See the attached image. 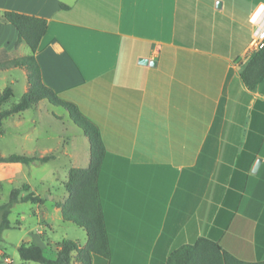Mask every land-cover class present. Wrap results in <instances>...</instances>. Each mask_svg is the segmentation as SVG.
I'll return each instance as SVG.
<instances>
[{"label": "crops", "instance_id": "1", "mask_svg": "<svg viewBox=\"0 0 264 264\" xmlns=\"http://www.w3.org/2000/svg\"><path fill=\"white\" fill-rule=\"evenodd\" d=\"M4 11L46 19L35 53L42 81L99 130L105 157L97 185L110 257L93 255L91 264H165L200 236L239 259L264 260V78L253 91L240 78L264 24V0H0V18ZM16 40L14 26L0 20V49L10 58L29 54ZM82 138L81 149L72 138L61 145L60 197L51 181H40L62 224L70 223L58 206L68 196V171L90 160ZM56 139L27 153L53 154L62 134ZM0 168L8 171L0 178L10 177L22 164ZM71 224L77 236L64 225L61 240L83 247L85 229ZM37 233L55 248L61 241ZM0 257L14 264L1 249Z\"/></svg>", "mask_w": 264, "mask_h": 264}, {"label": "trees", "instance_id": "2", "mask_svg": "<svg viewBox=\"0 0 264 264\" xmlns=\"http://www.w3.org/2000/svg\"><path fill=\"white\" fill-rule=\"evenodd\" d=\"M0 20L13 25L16 29V45L24 42L30 49L27 55L0 59V71L23 68L27 77L26 91L8 108L2 106L14 96V91L9 85L0 91V129L3 120L7 117L30 109L39 101L46 99L49 103L67 110L71 121L82 130L88 139L90 150V160L86 167L69 169L67 179L63 183L68 196L63 203L58 204L64 221H70L85 229L86 244L82 247L74 240L63 239L56 244L54 256L49 257L39 245L24 242L17 247L19 257L22 262L31 261L38 264H72L73 259L80 264H91L93 255L109 258L108 237L97 185L105 157L99 130L78 111L73 103L59 99L53 90L42 81L35 53L41 38L47 31L46 19L15 11H4ZM240 78L242 83L252 91L264 78V41L263 45L252 51L246 61L241 64ZM54 157L53 154L42 157L17 153L0 154V163L42 164ZM41 201L42 198L32 191L27 183L11 189L8 200L0 205V249L3 232L13 227L9 215L14 205L18 203L37 204ZM40 235L44 236V233ZM165 264H264V260L239 259L223 249L216 241L200 236L194 243L183 244L174 249L167 257Z\"/></svg>", "mask_w": 264, "mask_h": 264}, {"label": "rangeland", "instance_id": "3", "mask_svg": "<svg viewBox=\"0 0 264 264\" xmlns=\"http://www.w3.org/2000/svg\"><path fill=\"white\" fill-rule=\"evenodd\" d=\"M24 51L29 52L28 47L24 44ZM10 57L5 49H0V59ZM27 79L21 72V68H11L0 71V91L11 86L14 91V96L4 105L3 108H8L12 103L16 102L23 94V88ZM44 106L41 110L35 108L27 109L21 113L13 114L3 120L0 129V154L9 155L12 153L26 154L27 150L34 146L43 147L45 143L49 145H57V136L62 134L58 150L54 151L56 160L50 163L42 164H22V169L14 171L10 177L0 178V205L8 200L9 193L12 188L18 187L23 183L31 184L38 190V195L45 198L43 204L18 203L14 205L9 215V220L13 225L12 228L6 229L3 232V241L1 242V251L14 261V264L21 262L17 247L19 244L26 241L41 245L46 256L55 254V247L46 238L37 233V229L46 231L49 238L54 241L61 240L65 231V226L68 227L70 236L74 235L72 229L80 231L71 222L62 224L61 219L52 212L50 198L46 193L44 184L40 183L41 178L51 181L55 190L52 191L56 196L60 197L61 191L60 180L65 179L66 158L60 151L61 145L68 142V138H72L77 145V149H81V141L84 134L69 118L68 112L61 106H55L44 100ZM56 116L64 118V122L56 120ZM51 136L46 142L45 138ZM81 137V138H80ZM55 158V157H54ZM55 175L52 174L55 171ZM7 170L0 168V174H7ZM62 190V188H61ZM43 211L46 212L47 218L43 217ZM52 224L53 230L45 225ZM79 237V236H78ZM80 238V237H79ZM52 252V253H51ZM1 258V257H0ZM73 262V261H72Z\"/></svg>", "mask_w": 264, "mask_h": 264}, {"label": "built area", "instance_id": "4", "mask_svg": "<svg viewBox=\"0 0 264 264\" xmlns=\"http://www.w3.org/2000/svg\"><path fill=\"white\" fill-rule=\"evenodd\" d=\"M264 41V24L261 27H258L253 35L251 45L253 51L263 45Z\"/></svg>", "mask_w": 264, "mask_h": 264}, {"label": "water", "instance_id": "5", "mask_svg": "<svg viewBox=\"0 0 264 264\" xmlns=\"http://www.w3.org/2000/svg\"><path fill=\"white\" fill-rule=\"evenodd\" d=\"M148 60L147 59H145V58H141L140 59V62H143V63H146ZM151 63L153 62L154 63V61H150ZM259 162V161H258ZM258 162H257V164H256V166H255V168H254V170H256V168H257V166H258Z\"/></svg>", "mask_w": 264, "mask_h": 264}]
</instances>
